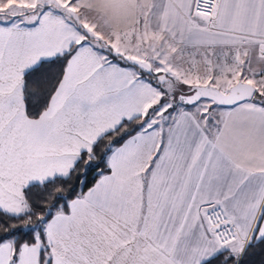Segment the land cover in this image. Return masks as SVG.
Returning a JSON list of instances; mask_svg holds the SVG:
<instances>
[{"label":"snow or ice","instance_id":"6c2138e0","mask_svg":"<svg viewBox=\"0 0 264 264\" xmlns=\"http://www.w3.org/2000/svg\"><path fill=\"white\" fill-rule=\"evenodd\" d=\"M0 264H264V0H0Z\"/></svg>","mask_w":264,"mask_h":264}]
</instances>
